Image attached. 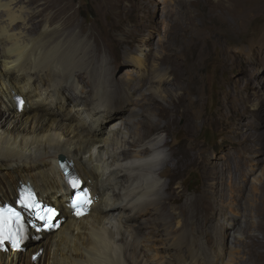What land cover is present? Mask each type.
Returning a JSON list of instances; mask_svg holds the SVG:
<instances>
[{
    "label": "bare ground",
    "instance_id": "1",
    "mask_svg": "<svg viewBox=\"0 0 264 264\" xmlns=\"http://www.w3.org/2000/svg\"><path fill=\"white\" fill-rule=\"evenodd\" d=\"M59 2L63 4L60 11L65 16L64 28L70 30L76 19V14H68L73 9L72 0ZM36 5L39 0H0V201H17L21 184H32L44 201L60 208L66 220L59 230L43 232L39 240H30L24 245L26 250L18 254L5 253L3 244L0 264H240L236 258L242 255V233L250 237L248 230L257 223L250 220L244 227L240 224L238 207L225 204L230 199L228 193L213 197L216 206L230 208L223 216L225 224H216L223 230L216 238L232 237L235 248L228 253L231 260L224 263L222 251L215 256L193 251L198 244L196 234L214 225L218 210L206 198L193 197L182 204V189L173 185L194 164H212L209 171L213 181L222 172L220 165L212 163L218 156L203 155L199 145L183 144L166 153L163 149L169 142L151 139L153 132L171 131L178 117L174 108L181 107L180 100L173 103V108V104L165 105L158 99L166 92L162 84L169 76L159 63L148 59L152 49L125 53V59L134 63L136 71L131 72L137 73L139 83L134 86L128 81L130 85L121 92L114 85L113 63L97 69V36L91 51L86 50L80 36L60 40L62 31L57 28L49 31L47 27L37 37L23 30L22 25H27L26 10ZM44 15L43 9L31 13L33 32L43 27ZM113 16L116 28L119 14ZM81 30L85 31L84 27ZM102 30L110 37L109 31ZM128 33L133 39L134 32ZM108 54L119 61L117 48ZM167 58H161L165 64L169 62ZM80 74L87 83L78 81ZM144 92L150 98L142 103L136 97L146 99ZM17 96L26 99L22 111L17 109ZM61 157L91 191L89 215L81 217L71 212L73 191L61 167ZM161 162L163 169H159ZM163 178L168 179L166 184H162ZM246 181L230 183L231 198L236 197V191L242 197L246 186L248 193ZM208 186L214 192L221 188L218 181ZM257 186L250 189L259 213L264 186ZM229 214L232 217L226 216ZM38 250H43L42 256L33 261Z\"/></svg>",
    "mask_w": 264,
    "mask_h": 264
},
{
    "label": "rangeland",
    "instance_id": "2",
    "mask_svg": "<svg viewBox=\"0 0 264 264\" xmlns=\"http://www.w3.org/2000/svg\"><path fill=\"white\" fill-rule=\"evenodd\" d=\"M72 3L73 9L68 13L76 14L72 29L64 28L65 16L60 11L63 4L59 0H39V5L29 6L26 10L27 25H22L23 30L37 37L47 27L49 31L57 28L62 31L60 40L80 36V40L87 45L86 50L91 51L95 48L97 36L100 40L97 69L113 63L114 85L121 92L130 85L129 82L132 81L134 86L139 83L137 73L131 72L136 71L134 63L125 59V53L152 49L148 51L151 54L148 59L159 63L162 71L169 76L168 81L162 84L166 92L158 99L165 105L180 100L181 107L175 109L173 104L178 117L171 131L153 132L151 139L157 137L169 142L163 149L165 152L178 150L183 144L190 147L199 145L203 155L210 158L218 156L212 159V163L220 165L222 172L213 181L209 171L212 164L191 166L173 185L179 187L178 190L182 189L181 203L199 197L213 201L216 206L213 195L219 196L220 192L222 196L230 194L225 204L238 207L240 224L244 227L245 222L250 220L254 225L257 223L248 230L250 237L242 233L245 244H241L242 255L236 259L241 261L240 264H264V203H261L257 213L250 189L256 185L264 186V0H72ZM119 3L120 8L117 6ZM109 5L116 10H110ZM42 9L45 11L43 27L33 32L30 15ZM113 14H119L120 22L116 21V28L112 25ZM82 27L85 29L83 32ZM102 29L107 33L109 31L110 37H106ZM131 31L134 32V40L128 33ZM149 38H152L151 41L146 43ZM116 48L119 61L108 54L109 50ZM162 57H168L166 60L169 62L165 64ZM78 81L87 83L82 74ZM144 93L146 99L136 97L142 103L150 98L148 92ZM223 154L226 155L223 157ZM161 168H164L163 162L160 163ZM161 181L166 184L168 179ZM217 181L221 188L214 192L208 184ZM245 181L249 182L248 193L246 186L242 197L236 191V197L231 198L230 183L239 185ZM228 206L223 209L216 206L215 223L196 234L198 244L194 252L215 256L222 251L224 263L231 260L228 253L230 248H235L231 245L232 237L226 240L216 238L223 232L217 225L225 224L223 216L229 213ZM226 216L232 217L230 214ZM242 217L248 218L244 220ZM196 221L199 222L198 219Z\"/></svg>",
    "mask_w": 264,
    "mask_h": 264
},
{
    "label": "snow or ice",
    "instance_id": "3",
    "mask_svg": "<svg viewBox=\"0 0 264 264\" xmlns=\"http://www.w3.org/2000/svg\"><path fill=\"white\" fill-rule=\"evenodd\" d=\"M74 186H75V185H74ZM8 211L12 213V217H14V218H16V219L18 220V218H19V213H16V212H14V211L11 210V209H9ZM41 219H43V217H41ZM9 222H11V218H10L9 220H6V221H5V224H7V223H9Z\"/></svg>",
    "mask_w": 264,
    "mask_h": 264
},
{
    "label": "clouds",
    "instance_id": "4",
    "mask_svg": "<svg viewBox=\"0 0 264 264\" xmlns=\"http://www.w3.org/2000/svg\"><path fill=\"white\" fill-rule=\"evenodd\" d=\"M22 185H31V186H33L32 184H21V186H20V188L22 187ZM34 187V186H33ZM35 188V187H34ZM19 193V192H18ZM8 202H10V201H8ZM46 202V201H45ZM46 203H48V202H46ZM48 204H50V205H53V206H55L59 211H60V214H61V210H60V208L57 206V205H55V204H52V203H48ZM28 243V242H27ZM26 243V244H27ZM24 247V250H26V247L25 246H23ZM43 251V250H42ZM43 253V252H42ZM42 256V255H41ZM40 259V258H39Z\"/></svg>",
    "mask_w": 264,
    "mask_h": 264
},
{
    "label": "flooded vegetation",
    "instance_id": "5",
    "mask_svg": "<svg viewBox=\"0 0 264 264\" xmlns=\"http://www.w3.org/2000/svg\"><path fill=\"white\" fill-rule=\"evenodd\" d=\"M89 186H90V185H89ZM92 188L94 189L95 193L98 195L99 199L101 200V197H100V195H99L98 191L95 189V187H94V186H93Z\"/></svg>",
    "mask_w": 264,
    "mask_h": 264
},
{
    "label": "water",
    "instance_id": "6",
    "mask_svg": "<svg viewBox=\"0 0 264 264\" xmlns=\"http://www.w3.org/2000/svg\"><path fill=\"white\" fill-rule=\"evenodd\" d=\"M65 161V158L64 157H61L60 158V162H64ZM26 247V246H25Z\"/></svg>",
    "mask_w": 264,
    "mask_h": 264
}]
</instances>
